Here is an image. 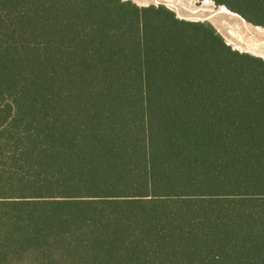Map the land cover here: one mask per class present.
<instances>
[{"label":"trees","instance_id":"trees-1","mask_svg":"<svg viewBox=\"0 0 264 264\" xmlns=\"http://www.w3.org/2000/svg\"><path fill=\"white\" fill-rule=\"evenodd\" d=\"M0 264H264V59L164 6L0 0Z\"/></svg>","mask_w":264,"mask_h":264},{"label":"bare ground","instance_id":"bare-ground-1","mask_svg":"<svg viewBox=\"0 0 264 264\" xmlns=\"http://www.w3.org/2000/svg\"><path fill=\"white\" fill-rule=\"evenodd\" d=\"M139 7L164 6L178 18L190 21H207L226 39L228 45L253 56H264V27L253 26L239 15L228 11L223 6L214 7L209 0H130ZM200 5H202L200 7ZM236 31L240 40L232 36ZM248 38L253 42L249 43ZM237 47L249 50H242ZM262 55V56H259ZM264 59V57H262Z\"/></svg>","mask_w":264,"mask_h":264},{"label":"water","instance_id":"water-1","mask_svg":"<svg viewBox=\"0 0 264 264\" xmlns=\"http://www.w3.org/2000/svg\"><path fill=\"white\" fill-rule=\"evenodd\" d=\"M122 1H130V0H122ZM203 0H197V2H202ZM209 1H211L212 3H213V5H214V7H219V6H223L224 8H226L228 11H230L227 7H225L224 5H216L215 4V2H213L212 0H209ZM230 12H232V11H230ZM232 13H235V12H232ZM235 14H237V13H235ZM237 15H239V14H237ZM176 16V18H178L177 17V15H175ZM240 16V15H239ZM241 17V16H240ZM242 18V17H241ZM178 19H180V20H184V21H189V22H204V21H190V20H186V19H181V18H178ZM243 19V18H242ZM245 20V19H244ZM246 21V20H245ZM207 22V21H206ZM247 22V21H246ZM249 23V22H248ZM252 25V24H251ZM254 26V25H253ZM257 27H259V26H257ZM215 30H216V32L226 41V39L223 37V35L218 31V29H216L215 27H213ZM226 44L228 45V43H227V41H226ZM230 46V45H229ZM232 47V49H233V46H231ZM234 50H237V49H234ZM237 51H239V50H237ZM239 52H241V51H239ZM257 57V56H256ZM260 58H262V57H260ZM263 59V58H262Z\"/></svg>","mask_w":264,"mask_h":264},{"label":"rangeland","instance_id":"rangeland-1","mask_svg":"<svg viewBox=\"0 0 264 264\" xmlns=\"http://www.w3.org/2000/svg\"><path fill=\"white\" fill-rule=\"evenodd\" d=\"M214 2V1H213ZM202 5H200L201 7ZM206 22V21H204ZM206 23H209V22H206ZM210 24V23H209ZM251 24V23H250ZM211 25V24H210ZM253 25V24H252ZM212 26V25H211ZM254 26H259V27H264V26H260V25H254ZM213 27V26H212ZM238 33L236 31L232 32V36L236 39V40H240V36L237 35ZM225 41V40H224ZM248 41L249 43H252L253 41L251 39L248 38ZM226 42V41H225ZM239 49H242V50H246V49H243V48H240V47H237ZM246 51H249V50H246ZM250 52V51H249ZM245 53V52H244ZM259 56H262V55H259ZM264 57V56H262Z\"/></svg>","mask_w":264,"mask_h":264}]
</instances>
